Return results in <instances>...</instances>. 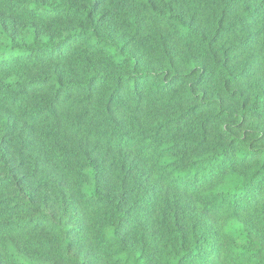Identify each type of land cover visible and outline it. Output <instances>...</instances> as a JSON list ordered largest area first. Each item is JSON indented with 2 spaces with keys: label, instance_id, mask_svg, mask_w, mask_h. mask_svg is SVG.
<instances>
[{
  "label": "clouds",
  "instance_id": "1",
  "mask_svg": "<svg viewBox=\"0 0 264 264\" xmlns=\"http://www.w3.org/2000/svg\"><path fill=\"white\" fill-rule=\"evenodd\" d=\"M28 7L47 21V14L68 6L62 0H53L43 6L33 2ZM185 7L187 18L178 17L165 6L162 13L151 12L152 23L143 27L134 14H129L127 23L110 33L88 25L86 9L78 13L76 24L62 27L57 23L61 34L54 38L46 32L41 37L39 47L47 50L44 59L35 60L31 52L12 53L23 55L25 60L0 75V82L13 86L0 96L5 110L0 116L6 118L7 113L16 112L21 102L16 85L23 83L27 91L42 76L64 82L71 73L68 83L79 88V102L73 108L47 113L44 93L40 91L31 100L33 108L47 116L49 125L57 127V137L63 133L72 151L84 155L93 143L97 152L104 151L105 158L135 151L153 169L152 179L159 182L191 173L217 175L212 186L193 196L195 215L206 211L216 214L206 246L218 243L222 247L223 264H264V200H258L244 213L229 207L230 200L245 194L255 178L264 177V154L253 157L252 148L243 137L227 132V121L220 122L215 114L205 119L198 103L201 86L210 75L205 66H211L217 79L231 78L238 98L242 94L249 97L250 109L264 112V41L257 39L252 44L250 33L233 31L234 22L248 16L251 9L229 17L223 4L204 7L189 0ZM193 17L198 18L199 27L192 22ZM32 31L30 27L29 32ZM0 37L8 51V34L0 32ZM28 43L37 46L31 36ZM222 49L235 53L236 68L223 69ZM89 79H102L104 91L111 92L107 97L110 117L98 107L103 105V94H85L83 86ZM242 80L247 81L246 87H240ZM113 84L124 85L127 95L112 91ZM117 97L121 105L115 110ZM85 121L87 125L81 127ZM243 123L241 119L237 127ZM180 161L184 162V171L176 172ZM95 171L84 160L72 171L73 175H86L88 180L70 189L61 206L67 215L69 195L75 199L79 192L87 207L80 223L67 231L55 223L48 225L46 236L52 241L51 247L44 240L25 254L23 242L32 239V220L13 211L18 207L15 202L9 205V211L0 216V251L11 264H75L67 249L78 243L77 227L106 239L115 237L116 206L96 188ZM199 227V221H194L193 229ZM91 242L96 246L95 241ZM99 253L103 261V245Z\"/></svg>",
  "mask_w": 264,
  "mask_h": 264
},
{
  "label": "trees",
  "instance_id": "2",
  "mask_svg": "<svg viewBox=\"0 0 264 264\" xmlns=\"http://www.w3.org/2000/svg\"><path fill=\"white\" fill-rule=\"evenodd\" d=\"M33 2L43 6L53 0H0V32L7 33L11 41L8 51H5L0 37V75L25 60L23 55L12 56V53L31 52L35 60L44 59L47 50L39 47L42 35L47 32L55 38L61 34L56 29L57 23L62 27L78 23L81 9L88 11V25L110 33L127 23L129 14L135 15L141 27L149 25L153 21L151 12L162 13L165 6L178 17L187 18L185 5L189 0H62L68 7L47 14V21L29 10L28 5ZM195 2L204 7L223 4L229 17L251 9L248 16L239 17L234 22L233 31L250 33L252 44L257 39L264 41V0ZM192 22L199 27L197 17H193ZM30 27L32 32H29ZM29 36L36 47L28 43ZM234 61L235 53L222 49L221 64L225 71L237 67ZM205 67L210 75L199 93L201 115L207 119L209 114H215L220 122L227 121V132L243 137L250 144L253 157L264 154V112L250 109L249 97L242 94L238 98L234 94L237 86L231 78L217 79L212 75L211 66ZM70 76L71 73L64 82L42 76L34 80L27 91L23 83L16 85L21 101L16 112L7 113L6 118L0 116V216L8 212L9 205L15 202L18 207L13 211L31 218L32 239L23 242L22 251L27 254L44 240L51 247L52 241L46 236L51 223L65 231L80 223L87 204L79 192L75 199L69 195L67 215L61 201L70 189L87 183L86 175L71 174L84 160L96 169L93 176L96 188L104 193L105 200L114 202L116 206V234L106 239L103 235L96 236L77 227L78 243L67 249L69 259L75 264H174V261L175 264H223L222 247L218 243L206 246L209 227L216 224V214L206 211L195 215L193 200L194 195L213 185L217 175L200 172L174 176L169 173L174 176L171 181L159 182L152 179L153 169L135 151L121 153L118 158H105L104 151L97 152L93 143L87 148V155L73 152L64 134L57 137V127L49 125L44 112L36 111L31 104L36 92L40 91L44 93L42 99L46 101L47 113L73 108L79 102V88L68 83ZM246 86L247 81L242 80L240 87ZM83 87L88 96L92 92L104 95L103 105L98 104V107H102L110 117L107 97L111 92L104 91V81L89 79ZM124 87L113 84L112 91H120L126 96ZM12 88V85L5 86L0 82V96ZM58 94H61L59 100ZM120 105L117 97L113 108L118 110ZM4 112L0 104V113ZM241 119L244 123L237 127ZM87 123L85 121L81 127ZM184 167L183 161L177 162L175 171H184ZM258 200H264V177L260 176L254 179L253 186L245 194L233 197L229 207L244 213ZM197 220L200 227L195 230L193 223ZM91 241H95L96 246ZM60 243H64L63 238ZM100 245H103L105 253L103 261ZM0 264H11L3 251H0Z\"/></svg>",
  "mask_w": 264,
  "mask_h": 264
}]
</instances>
